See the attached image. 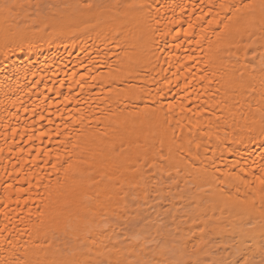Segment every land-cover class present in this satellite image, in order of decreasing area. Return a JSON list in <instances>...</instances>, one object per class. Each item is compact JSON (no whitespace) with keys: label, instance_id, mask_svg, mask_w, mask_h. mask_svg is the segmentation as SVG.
I'll return each instance as SVG.
<instances>
[{"label":"bare ground","instance_id":"6f19581e","mask_svg":"<svg viewBox=\"0 0 264 264\" xmlns=\"http://www.w3.org/2000/svg\"><path fill=\"white\" fill-rule=\"evenodd\" d=\"M4 3L25 7L0 10V264L264 247L261 0Z\"/></svg>","mask_w":264,"mask_h":264},{"label":"snow or ice","instance_id":"6c2138e0","mask_svg":"<svg viewBox=\"0 0 264 264\" xmlns=\"http://www.w3.org/2000/svg\"><path fill=\"white\" fill-rule=\"evenodd\" d=\"M24 7H25L24 4H15V3H13V4H7V3L0 4V10L7 11L9 13H11L16 8H24ZM87 7H91V5H87ZM232 7H235V6L234 5H225V4H221L220 5V8L222 10H225V11L229 10ZM246 7H251V5H248ZM260 8L262 10H264V0H261ZM207 23H208L209 26H211L213 23H216V21H215V19H213L211 21H208ZM185 35L187 36L188 33H185ZM197 43H198V41H197ZM261 62H262V64H264V60H262ZM113 79H115V77H113ZM135 98H139V97H135ZM168 107H169V109H172V108L175 107V105L169 104ZM40 119L43 120L44 116L41 115ZM50 123H51V121H50ZM65 127H67V124L65 125ZM261 133L264 134V125H262ZM13 134L15 135V133H13ZM47 135H49L48 132L41 131L39 133V138H43V137H45ZM57 135H59V131H57ZM32 138L33 137L31 135H29V139H32ZM59 143L63 144L64 141H60ZM196 147L199 148L200 145L197 144ZM45 155H48V153H45ZM45 162L47 163V161H45ZM65 163H67V167L65 168V172L66 173L75 171V165L73 163H68V162H65ZM52 167L56 168V164L54 163L52 165ZM259 182H260V184L262 186H264V178L259 179ZM25 203H27V201H25ZM8 242L11 243L10 241H8ZM256 255L259 256L258 260L255 259ZM6 264H8V262H6ZM10 264H28V261L22 260V259H16V260L10 262ZM75 264H79V262H75ZM136 264H142V262L141 261H137ZM143 264H149V262L144 261ZM235 264H264V247H261L258 253H253L251 257L248 256L247 253H244L241 256V258L235 262Z\"/></svg>","mask_w":264,"mask_h":264}]
</instances>
